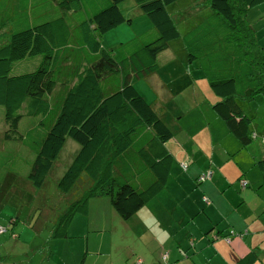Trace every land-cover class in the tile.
I'll return each mask as SVG.
<instances>
[{
    "label": "trees",
    "instance_id": "trees-1",
    "mask_svg": "<svg viewBox=\"0 0 264 264\" xmlns=\"http://www.w3.org/2000/svg\"><path fill=\"white\" fill-rule=\"evenodd\" d=\"M52 1L68 13L78 9L80 2ZM125 1L128 0H108L107 4H101L106 8L74 30L64 17L38 26L31 25L30 20H23V23L18 20L10 26L13 34L9 43L0 46V106L5 109L8 126L5 138L21 139L18 128L23 116L20 111L25 106L30 116L54 117L30 172L32 184L37 188L44 185L67 138L80 145L58 188L69 195L75 193L74 188L81 180L78 190L82 186L88 187L77 194L74 202L68 203V210L59 217L51 240L67 238L68 228L75 217H87L91 204L99 199L109 198L122 220L133 219L157 199L170 181L171 184L176 183V179H169L173 168L169 145L175 143L185 149L181 141L187 139L188 148L204 130L215 135L211 138L217 140L211 141L229 155L228 162H233L236 155L251 147L260 150L259 153L255 151L252 166H239L241 175L238 180L242 189H247L249 183L251 185L250 179L262 182L259 178L264 179V124H255L258 118L256 104H264V48L258 37L260 25L264 27V23L260 21L259 25H254L249 18L250 11L256 7L264 14V0H193L198 2L192 6L193 10L201 4V9H204L207 4L216 13L222 23L221 27L217 26V31L230 30L221 40L202 43L195 53L190 54L191 58L199 61V69L221 65L229 74L226 78H215L203 70L217 100L211 105L208 101L198 110L199 116L193 113L189 117L193 123L188 124V129L196 135L194 137L180 136L186 123L183 118L182 123L177 120L182 126L170 128L134 85L136 80L157 73L160 69L158 56L170 48L171 42L180 38L169 9L181 0H134L152 27L132 41L131 45L139 44L140 50L117 62L113 53L102 45L100 36L122 26H132L133 20L120 9V4ZM18 26H22L19 32L15 31ZM151 37L156 40L148 42ZM205 47L210 52L204 57ZM42 55L45 61L35 72L11 76L15 63ZM112 77L118 79L117 88H113L110 82ZM58 86L63 88V94L53 105V95ZM244 102L250 103L248 112L249 105ZM195 120H198L196 125ZM197 129H201L200 132H196ZM182 166L187 172L188 163H182ZM211 172L212 178L202 179L203 175ZM244 176L250 179H243ZM213 178L214 169L210 168L193 180L196 188L203 192L201 200L205 207L212 206L213 200L203 186L211 183ZM17 219L6 226L4 233H11L13 239L20 236L16 231ZM22 229L24 233H30ZM221 231L213 225L203 238L212 239V242L226 238L231 243L247 234V231L239 235L232 231L225 235ZM188 244L193 245V241L189 239ZM258 258L255 252L250 253L236 264H256Z\"/></svg>",
    "mask_w": 264,
    "mask_h": 264
},
{
    "label": "crops",
    "instance_id": "crops-1",
    "mask_svg": "<svg viewBox=\"0 0 264 264\" xmlns=\"http://www.w3.org/2000/svg\"><path fill=\"white\" fill-rule=\"evenodd\" d=\"M191 4L174 12L172 8L175 5H172L169 10L177 28L183 24L186 28L185 34L179 31L181 36L178 42H181L182 49L187 52H196L198 49L196 43L201 45L217 41L216 28L221 27L222 23L210 7L206 12L202 11L201 7L186 10ZM254 9L249 13L250 20L263 16L261 9L258 11ZM123 27L126 26L120 28ZM144 27L134 28L136 36L137 32L143 30ZM134 38L135 36L129 38L130 44ZM200 70L203 72L202 69ZM184 71L189 73V67ZM150 77L145 79L148 80ZM203 78L205 79L204 72ZM139 80H136L134 85ZM167 90H171V93L174 91L170 82L161 81L149 91L148 94L151 95H153L152 92H158V103L156 108L153 107L156 112L157 108L165 105L166 98L162 97L161 92H167ZM181 98L184 99L183 94ZM202 99L205 100L202 105L198 104L192 113L184 114L177 119L181 123L186 121L184 129H181V137L183 134L196 136L188 129V124L193 123L192 118L189 117L193 113L199 116L201 113L198 110H201L208 101H215L216 97L213 94V99L209 97ZM181 123L176 122L177 125L182 126ZM194 123L198 124V120ZM200 130L197 129L196 132ZM207 132V130L201 131V135H197L188 148L187 139L181 141L185 149L179 148L175 143L169 145L173 156V168L169 179H176V183L171 184L170 181L168 187L157 196V199L150 202L130 221L122 220L109 201L104 198L99 199L91 204L87 217H75L68 228L67 238L31 239L32 233H24L23 229H16L20 235L18 239H13L11 233L0 235V264H24L25 261V264H35L33 258L43 254L44 249L52 252L51 258L54 257L58 264L60 261L62 264H236L240 258H246L254 252L259 257L256 264H264V179L259 178L263 182L250 179L247 177L250 175L248 174L243 179H250L251 185L249 183L247 189L238 187V178L241 175L239 166L250 167L254 161L228 162L229 155L220 146L213 145L211 139L213 141L217 139L211 138L215 135ZM203 143H206L207 150L201 149ZM204 155H209L206 157L207 160L202 158ZM192 159L195 162L198 160V164L203 162L208 169H214V175L216 174V178H213L211 183L203 186L205 193L213 200L210 207H205L201 200L203 192L197 189L193 182L206 171V168L201 164L196 166ZM182 163H188V173L184 171ZM12 184L13 180L0 182V198H4L6 193L12 189ZM188 188L191 190L189 194L187 193ZM14 192L12 189L13 195L10 201H13ZM219 192H223L226 197H228V192L231 193L232 203L229 208H234L236 211L242 205H246L247 208L244 232H240L244 234L247 231V234H244L243 238L233 239L231 243L216 244L219 239L212 242V239L203 238V235L213 225H217L218 229L225 233V229L220 228L219 222L215 221L216 199ZM187 196L190 197L189 200L186 199ZM20 198L31 200L30 194ZM99 206L104 209V212L99 213ZM13 219L15 217L12 215L4 214V209L0 210V225L5 222L9 225ZM70 235H77V238ZM189 239L193 241V245L188 244ZM51 241H53V249L51 247L50 250ZM220 245L223 246L224 252H221ZM162 251L168 255L166 261L161 258ZM216 253H220L221 256ZM40 264L46 263L43 261Z\"/></svg>",
    "mask_w": 264,
    "mask_h": 264
},
{
    "label": "rangeland",
    "instance_id": "rangeland-1",
    "mask_svg": "<svg viewBox=\"0 0 264 264\" xmlns=\"http://www.w3.org/2000/svg\"><path fill=\"white\" fill-rule=\"evenodd\" d=\"M192 1L193 0L179 1L174 8L171 7L172 12L188 7ZM107 2L108 0H80L78 9L68 13L52 0H0V30H2L0 31V46L9 43L11 35L13 34L11 25L18 20L23 23V20L26 22V20L29 19L31 25L38 26L64 17L69 27L74 30L81 23L89 20L96 13L100 12L102 8H106L104 6L102 7L101 4ZM110 2H112V0H110ZM197 3V1L192 3L186 10H193L192 6ZM202 6L203 4L200 5L201 8ZM208 7L210 6L206 4L205 8L201 10L206 12ZM120 9L127 18L134 20L133 25L128 26V28H117L116 30L100 36L102 45L113 53V57L117 62H122L125 56L135 54L140 50L141 46L139 44L131 45L129 43V38H131V36H136L134 28L145 26L143 30L137 32L138 36H140L147 33L150 27H152L151 22L147 16L141 12L134 0L121 3ZM258 9L260 8L256 7L254 11H258ZM260 21L264 23V14L262 17H254V19H251V22H255V25ZM260 26V31L258 30L259 44L264 48V27L262 24ZM20 29H22V26L16 27L15 31ZM178 29L182 34H185L186 28L184 24L179 25ZM229 32V29L217 31L218 34L216 39L221 40ZM155 40L156 38L151 37L148 39V42H154ZM178 41L180 40L171 42L170 48L158 56L157 61L160 65V69L156 74L152 75L148 80L142 79L135 83V87L139 93L148 103L156 108V104L158 103V92H152L153 95H151L148 94L149 91L152 90L158 82H170L171 88L174 91L173 93H171V90L161 92L162 97L166 98V102L161 108H157V112L172 129L177 127L176 122H178L177 119L180 118L179 116L192 113L197 108L198 104L202 105L204 103L205 100L202 99L203 97L213 99L210 82H207L203 78V72L199 69V61L191 58V52L194 53L195 51L187 52L183 50L180 44L181 42ZM196 46L197 48L200 47L198 43H196ZM73 51H75V48H73ZM209 52V49L205 47L204 57L208 56ZM44 61L45 56L43 55L27 57L13 65L11 76L16 77L33 73ZM187 67L190 69L189 73L184 71ZM226 69L225 66L222 67L221 65H216L209 69L203 68L208 75L216 76L215 78H226L229 75ZM110 82H112L113 88L118 87L119 83L116 77H112ZM62 94L63 88L58 86L53 95V105L59 101ZM181 94H183L184 99L181 98ZM214 100L215 101H210V105L211 103H215L217 99ZM244 103L249 105L246 110V112H248L250 110V103ZM256 108L258 118L255 124L262 126L264 124V104L260 106L256 104ZM20 113L23 116L18 128L21 139H6L5 133L8 131V126L5 120V109L0 106V182L4 183L6 180H13L12 189L15 191L13 201H10L13 195L12 189L6 193L4 198H0V210L4 209L5 215H12L18 218L16 229L25 228L29 230L32 233L31 239H52V234L57 228L59 217L68 210V203L74 202L77 194H81L83 188L88 187L82 186V189L78 190L79 184L83 182V180H81L74 188L75 193L73 194L71 192L69 195L62 193L58 188L59 181L66 174L78 154L80 145L71 138H67L66 144L57 161L54 163L52 171L47 176L44 185L41 188L35 187L29 179L30 172L36 161L39 149L49 129H51L54 117L53 115L30 116L28 115V107L26 106L23 107ZM254 144L258 147L257 141H255ZM201 146V149L207 150L206 143H203ZM255 151L257 153L260 152L258 148L251 147L249 150H244L236 155L234 159L237 162H242L241 160L250 162L255 158ZM207 156L209 155H204L202 158L207 160ZM192 161L196 166L201 164L208 170V167L203 165V162L198 164V160L195 162L194 159H192ZM85 176L84 174L83 178ZM214 178H216V174ZM238 187L242 189L241 181L238 182ZM33 189H35V191H33ZM221 189H223V187H221ZM190 192L191 190L188 188L187 193L189 194ZM28 194H30V201L26 198H20L22 196L26 197ZM227 194L228 197H226L223 192H219L217 196L215 221L219 222L220 228L225 229V234L229 235L232 231H235L237 235H239L240 232H244V220L247 208L246 205H242L238 211L234 208H229V205L232 203L231 193L228 192ZM104 199L110 201L109 198ZM186 199L189 200L190 197L187 196ZM103 210L101 206L98 207L99 213L104 212ZM19 215L22 216V219H19ZM6 225H8L7 222L0 225V235H4V232H6ZM70 236L77 238V235ZM217 243H227L226 238L219 239L216 244ZM51 247L53 249V241H51L50 250ZM220 248L222 249L221 252H224L223 246L220 245ZM51 254L52 252L50 253L47 249H44L43 254L36 255L33 258L35 264H40L43 261H45L46 264H58L54 260V257L51 258ZM216 254L221 256L220 253ZM161 258L163 261H166L168 259L167 253L162 251ZM49 261L50 263H48ZM59 264H62V262L60 261Z\"/></svg>",
    "mask_w": 264,
    "mask_h": 264
},
{
    "label": "built area",
    "instance_id": "built-area-1",
    "mask_svg": "<svg viewBox=\"0 0 264 264\" xmlns=\"http://www.w3.org/2000/svg\"><path fill=\"white\" fill-rule=\"evenodd\" d=\"M212 178V172L211 173H207L205 175H203L202 179L205 180V179H210ZM3 232V231H2ZM5 233V232H4ZM3 234V233H2Z\"/></svg>",
    "mask_w": 264,
    "mask_h": 264
}]
</instances>
